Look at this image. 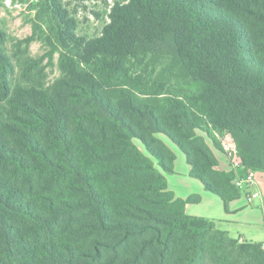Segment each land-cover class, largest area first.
I'll list each match as a JSON object with an SVG mask.
<instances>
[{"label": "trees", "instance_id": "1", "mask_svg": "<svg viewBox=\"0 0 264 264\" xmlns=\"http://www.w3.org/2000/svg\"><path fill=\"white\" fill-rule=\"evenodd\" d=\"M129 1L55 91L14 84L0 28V264H264V243L187 215L200 197L177 198L164 174L171 143L227 212L237 179L264 174V0ZM166 59L183 85L158 77ZM217 130L239 171L198 136L220 150Z\"/></svg>", "mask_w": 264, "mask_h": 264}, {"label": "rangeland", "instance_id": "2", "mask_svg": "<svg viewBox=\"0 0 264 264\" xmlns=\"http://www.w3.org/2000/svg\"><path fill=\"white\" fill-rule=\"evenodd\" d=\"M129 2V0H0V28L7 36L5 51L15 66L14 84L22 87L28 85L31 88H42L44 91H55L57 88L55 85L60 80L67 78L71 71L68 58L78 59L88 56L89 45L87 42L103 36L106 26L111 22L110 15L115 5L119 3L129 4ZM70 34L73 36L71 37ZM31 37L29 43H20ZM66 43L70 45L69 49H66ZM51 55L53 59L50 63ZM32 59H42L43 63L28 77H25V70L29 66H33L31 65ZM164 70L166 73L161 75ZM156 73H158V77L164 79V83L174 85H183L184 83L177 78L179 73L169 68L167 59L157 65ZM141 100L150 106H164V102L156 104L151 98L141 97ZM214 133L221 146L220 150L215 148L212 140L204 132H198V136L205 139L214 152L223 156L222 144L231 138L230 134L219 130ZM161 138L168 143L170 142L164 136ZM135 143L142 152L150 157L141 142L135 141ZM170 145L178 156V162L175 161L177 165L174 163L175 172L173 174L164 173L159 167L157 159H152L158 169L165 174L167 180L171 184L173 183L171 189H177L178 193L182 194L189 188L188 185H185V180H190L188 178L192 177L187 173L188 167L184 153L175 145L171 143ZM221 169L224 170L223 167ZM262 178H264V174L260 179ZM194 182L203 186L196 179ZM215 198L221 202L220 198L217 196ZM240 202L242 205L245 204L251 208L246 195L242 196ZM256 204L262 208L260 198L256 200ZM192 205L195 206L194 210L197 212L206 213L205 211L212 206V203L206 201L200 208L197 207L199 204H190V206ZM238 230L243 231L246 228H238ZM251 231H255V238H257L254 242H264V228L251 229ZM240 233L244 234V231ZM236 238L239 239V236ZM244 238L251 242L250 236H244Z\"/></svg>", "mask_w": 264, "mask_h": 264}, {"label": "crops", "instance_id": "3", "mask_svg": "<svg viewBox=\"0 0 264 264\" xmlns=\"http://www.w3.org/2000/svg\"><path fill=\"white\" fill-rule=\"evenodd\" d=\"M171 148L173 149V151L175 152L174 148L171 146ZM216 156L221 164V167H223V169L228 172L230 171V166L228 163V160L225 158L224 154L223 156L219 155L217 152ZM182 161V158H180ZM176 161L178 162V156ZM187 161V159H186ZM176 164V163H175ZM177 165V164H176ZM187 173H191V167L188 165L187 163ZM177 169V168H176ZM175 172V171H174ZM190 180H185V185L189 186V188H187L186 192H183L182 194H179L177 189H171L172 188V184L168 181V185H169V189L175 194V196L179 199H183L186 200L188 197H192V196H199L201 201L197 204H199L197 207H201V205L208 201L210 203H212V206H210V208L207 209V211H205L206 213H200L199 211L197 212L195 209V206H190V204L187 205L186 207V213L189 216H193V217H200V218H204L207 219L209 221H213L216 224L217 229L227 232L229 234V236L233 239H237L236 236H239V239L241 242H249L246 241V239L244 238V236H250V240L251 242L249 243H257L254 242V240H257V238H255V231L252 232L251 229H263L264 228V178L257 180V185L255 187V189L257 191H260L262 194V198L261 199V206L262 208H260L257 204H256V200L253 201L252 203H249V207L245 206V204H241L240 200L242 199V197L236 201H233L230 203L229 205V212L226 211L224 203L222 201V199L220 197L221 202H219V200H217L216 195H214L213 193L207 191V189L203 188V186H199L200 184H198L195 181V178H188ZM198 180V179H196ZM200 181V180H198ZM201 182V181H200ZM202 183V182H201ZM203 184V183H202ZM199 193V194H197ZM240 202V203H239ZM223 203V204H221ZM246 203V201H245ZM198 208V209H199ZM195 211V212H194ZM222 213V214H221ZM238 228H246V230L244 231V234L240 233L243 231H239ZM234 234H240V235H234ZM235 236V237H234ZM248 239V240H249ZM264 243V242H263Z\"/></svg>", "mask_w": 264, "mask_h": 264}, {"label": "built area", "instance_id": "4", "mask_svg": "<svg viewBox=\"0 0 264 264\" xmlns=\"http://www.w3.org/2000/svg\"><path fill=\"white\" fill-rule=\"evenodd\" d=\"M224 155L226 156L230 170L239 171L243 168L241 160L237 158V150L233 143L230 141H225L222 144ZM237 187L244 192L249 203L262 198L260 191L255 189L257 185V174L255 172H250L246 177H239L236 181Z\"/></svg>", "mask_w": 264, "mask_h": 264}]
</instances>
